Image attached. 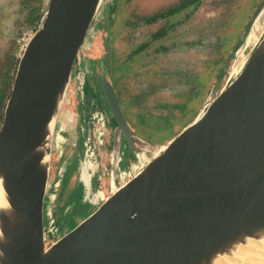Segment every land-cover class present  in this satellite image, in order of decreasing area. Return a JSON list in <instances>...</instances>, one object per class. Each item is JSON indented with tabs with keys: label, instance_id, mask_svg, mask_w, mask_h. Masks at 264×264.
I'll return each instance as SVG.
<instances>
[{
	"label": "water",
	"instance_id": "obj_1",
	"mask_svg": "<svg viewBox=\"0 0 264 264\" xmlns=\"http://www.w3.org/2000/svg\"><path fill=\"white\" fill-rule=\"evenodd\" d=\"M104 2L47 0L19 58L0 127V264H219L264 243V32L190 124L118 172L123 140L136 154L134 132L105 56L85 53L107 17L110 54L117 0ZM98 61L109 108L101 114L116 123L112 175L106 189L90 194L89 212L62 230V184L77 158L78 135L83 166L85 134L95 148L93 123L85 129L78 109L80 85Z\"/></svg>",
	"mask_w": 264,
	"mask_h": 264
},
{
	"label": "rangeland",
	"instance_id": "obj_2",
	"mask_svg": "<svg viewBox=\"0 0 264 264\" xmlns=\"http://www.w3.org/2000/svg\"><path fill=\"white\" fill-rule=\"evenodd\" d=\"M111 1L105 0L104 4ZM179 1L117 0L116 24L115 29L113 26L114 39L110 46V54H107L106 40L109 27L105 24L107 18L105 17L101 30L95 29L90 35V45H87L85 51L86 57L97 59L101 55L103 58L105 56L107 65L110 62L114 63L112 59L115 50L117 56L127 57L135 46L150 40L153 33L164 27L167 22L160 20L155 24L146 25L144 18L169 10ZM46 3L47 0L45 9ZM25 16L22 0H0V73L6 70L4 66L8 58L15 57L19 61L27 42L34 34L32 27L24 20ZM100 16L101 13L99 14L101 22ZM168 22L179 25L165 38L151 42L150 47L138 60L124 66L128 68L113 71L109 68L111 82L124 117L129 128L135 133L137 157H141L149 150L155 151L159 145L166 143L190 124L203 107L218 95L229 75L237 72L238 63L247 56L264 32V3L263 0H204L189 17L186 12H182ZM203 39L208 41L207 50L199 42ZM190 42L192 44L188 45ZM239 43H243L242 51L236 54L229 67H225L228 74L221 78L225 61L232 53L237 52L234 49ZM104 71H106L104 64L100 68L99 61L94 63L92 73L87 75L86 83L90 92L98 98L101 111L108 115L109 108L99 81V75L105 73ZM200 71L202 72L199 76L191 77V74ZM11 75H14L12 71ZM4 94L5 81L0 77V103L6 106L8 99L1 101ZM136 99L137 102L134 104ZM78 110L85 115L83 107ZM108 123L106 144L109 142L108 135L111 136L115 127L112 119ZM78 136L77 158L72 172L71 169L67 172L68 176L71 175L70 178L76 180L74 183L71 181V186L63 185L61 191L64 203L58 214V228L62 230L74 225L72 221L76 215L79 213L85 215L89 212L90 194L96 189H106L108 186V178L100 179L104 166H108L110 172L112 169L110 163L112 158L108 146L105 145L96 151L101 167L98 169V176L93 178L88 175L91 173L90 169L96 170L95 163L90 158L89 173L85 174V170L81 172L86 158L82 137L80 134ZM122 145L120 168L124 170L135 160L134 153L125 147L124 140ZM71 148L72 145L70 151ZM80 173L81 180L77 181L76 177Z\"/></svg>",
	"mask_w": 264,
	"mask_h": 264
},
{
	"label": "flooded vegetation",
	"instance_id": "obj_3",
	"mask_svg": "<svg viewBox=\"0 0 264 264\" xmlns=\"http://www.w3.org/2000/svg\"><path fill=\"white\" fill-rule=\"evenodd\" d=\"M188 0H180L178 3H176L175 5L171 6L170 9L168 10H163L157 14H153V15H150V16H146L144 18V23L146 25H151V24H155L157 23L158 21L160 20H167L166 24L164 27H162L160 30L156 31L155 33H153L152 37L150 40H146V41H143L141 42L139 45L135 46L132 50V52L127 56V57H119L117 56V52L115 50V55L113 56L114 59H115V69H124V68H128V67H124L126 64L130 63V62H133L134 60H138L140 58V55L142 53H144L145 51H147V49L150 47V43L151 42H158L160 41L161 39L165 38L169 33L170 31L176 29V27L179 25V24H175V23H169L168 20L171 19V18H174L176 17L177 15H179L180 13L182 12H186L187 14V17H189V15H192L193 12L196 11V9L200 6V4L204 1V0H201L198 4L196 5H192V6H188V7H184L183 6V3L184 2H187ZM178 10V11H177ZM115 16H113V21H114V29H115V24H116V14H117V10L114 12ZM163 16V17H161ZM128 29V28H126ZM252 30V29H251ZM251 32V31H250ZM249 35V32L247 33L246 35V38L247 36ZM245 38V39H246ZM113 39H114V32H113ZM244 39V40H245ZM202 45H204V48L207 50L208 49V41L203 39V40H200L199 41ZM211 42V41H209ZM245 42V41H244ZM243 42V43H244ZM243 43H239L237 46H238V49L236 50V47H235V53H232L231 56L228 58V62L225 63V66L223 67L222 69V73H221V78L222 77H226L227 74H228V71L227 69H225V67H229L231 62L234 60L236 54L238 55L241 51H242V45ZM192 43H188V45H191ZM194 44V43H193ZM206 45V47H205ZM226 62V61H225ZM207 68V66H206ZM129 70H127V73H128ZM126 72V71H125ZM202 71H200L199 73L197 72H194V74H191V77H197L200 75ZM126 73V74H127ZM126 74L124 76H126ZM190 75V74H189ZM188 75V76H189ZM188 76H186L188 78ZM123 77V76H122ZM186 78V79H187ZM121 80V79H120ZM186 83V80L185 82ZM80 92H81V95L83 97V100H82V107H83V111L85 113L84 115V123L86 125V128L88 127V125H90L91 123H93V130H94V135H95V148H94V151L91 150L90 148V139H89V135L86 134V149H89V155H90V159L94 161L95 165L98 164L99 165V161L96 162L95 158L97 157L96 155V151L102 147H104L106 145V141H105V138H106V135H107V128L105 130H103L104 132V135L102 136V138L100 139V141H98V137L96 136L97 135V123L96 121L94 120V116L97 114V113H101L100 111V103H99V100L98 98H96L94 96L93 93L90 92V89L87 87V84H81L80 85ZM116 92V91H115ZM117 95V93H116ZM118 98V96H117ZM119 100V98H118ZM137 102V99L134 101V104H136ZM120 103V102H119ZM121 106V105H120ZM168 106V105H166ZM114 122V120H113ZM134 137H135V133H134ZM135 143V141H134ZM137 159V154L135 155V161ZM122 160V158H121ZM134 161V162H135ZM121 162V161H120ZM111 163V162H110ZM112 166V165H111ZM90 168V164L89 163H86L84 164L83 166V171L85 170V174L87 173V170ZM99 168L100 165H99ZM118 172H121L123 169L120 168V166L117 168ZM104 172L102 173L100 179L102 180L104 177L110 179L111 175H112V169H111V172L108 171V166H104Z\"/></svg>",
	"mask_w": 264,
	"mask_h": 264
},
{
	"label": "trees",
	"instance_id": "obj_4",
	"mask_svg": "<svg viewBox=\"0 0 264 264\" xmlns=\"http://www.w3.org/2000/svg\"><path fill=\"white\" fill-rule=\"evenodd\" d=\"M45 1L46 0H22L23 2V7H24V13H25V18L24 20L32 27L33 32H35V30L37 29L40 20L44 14L45 11ZM201 0H188L187 2L183 3L184 7H188V6H192V5H196L200 2ZM178 11V10H177ZM163 17V16H161ZM111 17H110V22H111ZM114 24V21H113ZM114 63L110 62L109 63V68L112 69V71L115 69V59L113 57ZM229 60H226V63ZM18 59H16L15 57H10L7 59V62L5 63V68L6 70L4 71V73H0V77L2 78V81H5V94L2 96L1 101H5V98L8 99L11 93V85L13 83L14 80V75L16 72V66L18 64ZM3 69V67H2ZM14 74L10 76V73ZM7 94V96H6ZM2 104L0 103V106ZM4 108H5V104H3L0 107V126L2 125L3 122V117H4ZM101 111V109H100ZM102 113V111H101ZM109 124V123H108ZM114 126H116V123L114 122ZM84 138L86 141V134L84 135ZM109 138V142L106 144L109 148V154L111 155L112 152V148H113V141H112V134L110 136V134L108 135ZM97 156V155H96ZM133 160H135V154H133ZM109 171V169H108Z\"/></svg>",
	"mask_w": 264,
	"mask_h": 264
},
{
	"label": "bare ground",
	"instance_id": "obj_5",
	"mask_svg": "<svg viewBox=\"0 0 264 264\" xmlns=\"http://www.w3.org/2000/svg\"><path fill=\"white\" fill-rule=\"evenodd\" d=\"M5 204L0 186V207ZM219 264H264V243H253L248 247H241L235 258Z\"/></svg>",
	"mask_w": 264,
	"mask_h": 264
},
{
	"label": "crops",
	"instance_id": "obj_6",
	"mask_svg": "<svg viewBox=\"0 0 264 264\" xmlns=\"http://www.w3.org/2000/svg\"><path fill=\"white\" fill-rule=\"evenodd\" d=\"M75 118H76V116H75ZM77 124H79V120H77V119H75V122L73 123V127H71L73 130L76 128V126H77ZM71 129V130H72ZM71 131L70 132V141H69V146L67 147V150H66V154H65V164H66V162H67V164L66 165H68V163L70 162V156H71V154H72V152H73V147L71 148V151L69 150V148H70V146L73 144V141H74V131ZM76 130V129H75ZM72 142V143H71ZM68 159V160H67ZM67 169V172L70 170V168L71 167H66ZM72 169L73 168H71V171L70 172H72ZM67 174V173H66ZM65 174V177H64V180H63V184H62V187H63V185L64 186H67V185H69V186H71L72 184H71V181H73V183L75 182L74 180H76V179H72V178H70V176L71 175H69L68 176V174L66 175ZM76 178H78L77 179V181H79L80 180V175H77V177Z\"/></svg>",
	"mask_w": 264,
	"mask_h": 264
},
{
	"label": "built area",
	"instance_id": "obj_7",
	"mask_svg": "<svg viewBox=\"0 0 264 264\" xmlns=\"http://www.w3.org/2000/svg\"><path fill=\"white\" fill-rule=\"evenodd\" d=\"M94 120L97 123V137H98V141H100V139L102 138V136L104 135L103 130H105L107 128V123L106 120L104 119V117L102 116L101 113H97L94 116ZM87 146V145H86ZM87 154H88V158H90L89 155V149H87ZM145 154H143L142 156H144ZM141 156V157H142ZM141 157H137V159L141 158ZM136 159V160H137Z\"/></svg>",
	"mask_w": 264,
	"mask_h": 264
}]
</instances>
